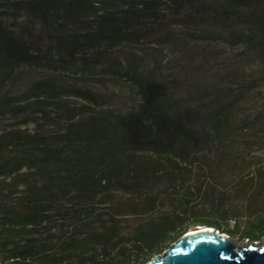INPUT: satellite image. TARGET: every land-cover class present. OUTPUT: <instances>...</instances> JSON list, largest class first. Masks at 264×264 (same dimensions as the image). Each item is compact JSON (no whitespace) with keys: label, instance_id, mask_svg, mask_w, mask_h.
I'll return each mask as SVG.
<instances>
[{"label":"trees","instance_id":"obj_1","mask_svg":"<svg viewBox=\"0 0 264 264\" xmlns=\"http://www.w3.org/2000/svg\"><path fill=\"white\" fill-rule=\"evenodd\" d=\"M17 13L25 20L16 25ZM193 19L204 25L186 26L193 36L215 32L207 28L213 22H232L243 28L221 31L223 39L263 51L264 0H0V115L30 112L36 120L48 119L47 108L66 93L91 96L90 89L65 85L53 74L32 77L14 91L21 86L17 79L22 68L52 71L76 63L114 71L122 62L120 45L128 50L131 40L154 27L171 28L180 21L185 26ZM257 21L261 35L249 29ZM126 75L141 89L136 109L76 120L66 112L70 124L60 130L0 131V264H137L186 232H174L178 220L199 214L190 193L181 200L179 212L145 220L123 238L112 223L93 219L94 202L114 191L130 196L120 207L127 213L153 212L160 193L143 188L153 177L186 181L192 169L189 175L181 163L201 160L218 176L215 166L223 163L244 129L225 127L229 120L221 100L208 106L204 89L194 91L202 102L190 104L171 95L159 80ZM223 93L217 91L218 96ZM146 153L155 159L143 157ZM253 165L251 161L247 166ZM214 205L217 219L231 218L223 200L214 198ZM196 222L221 228L210 217ZM263 232L261 217L244 234L259 237Z\"/></svg>","mask_w":264,"mask_h":264},{"label":"rangeland","instance_id":"obj_2","mask_svg":"<svg viewBox=\"0 0 264 264\" xmlns=\"http://www.w3.org/2000/svg\"><path fill=\"white\" fill-rule=\"evenodd\" d=\"M17 16L19 20L14 22L16 25L25 20L24 14L17 13ZM11 19L12 17H7L10 23ZM187 24L183 26L180 21L171 28L163 24L159 28L154 27L150 34L131 40L128 50H122L125 45H120L117 53L122 62L117 64L118 69L114 71L104 70L101 64L83 68V65L76 63L65 69L52 71L22 68L17 79L21 86L14 88V91H20L23 84L32 77L53 74L65 85L73 84L77 88L90 89L91 96L83 98L66 93L57 104H50L47 108L50 115L48 119L36 120V116L30 112L14 116L4 112L0 115V131L15 127H55L50 129L60 130L70 124L66 112L74 115L76 120L89 114L111 116L136 109L141 101V89L126 75L128 73L159 80L166 84L171 95L190 104L202 102L198 101L197 95L194 96V91L204 89V96L207 95L211 101L208 106L218 105L221 100L224 115L229 120L225 127H244L242 135L235 139L234 145L223 156V163L215 166L219 170L218 176L206 170L201 160L181 163L180 166L188 170L189 175L192 169V176L186 181L170 182L168 178L163 180L161 177H153L143 188L145 193H160L158 207L153 212L146 215L127 213L122 208L127 205L130 196L114 191L94 202L93 219L112 223L119 231V237L123 238L130 236L136 225L145 220L179 212L181 200L193 193L189 196L192 195L191 201H194L193 205L199 214L187 215L178 220L174 232L198 228L202 226L196 222L198 217H210L221 222L218 230L227 234L237 245L250 242L264 245V232L259 237L244 234L264 217V134L261 132V127L264 128V45L263 51H255L243 44L234 45L223 39L220 32L234 26L232 22L211 23L207 28L215 32L206 36H193L185 28L203 27L200 19L190 20ZM238 27L243 28V25L234 26ZM249 29L252 33L262 34L259 21L252 23ZM218 90L224 91L222 97L217 95ZM216 98L219 99L215 100ZM36 121L38 126H34ZM143 157L155 159L149 153ZM251 161L254 165L248 168ZM216 197L224 201V209L230 211V219H235V225L230 219H217L213 208ZM236 228L238 230L229 232ZM176 239L167 241L159 250L137 264H144L155 255L163 253Z\"/></svg>","mask_w":264,"mask_h":264},{"label":"water","instance_id":"obj_3","mask_svg":"<svg viewBox=\"0 0 264 264\" xmlns=\"http://www.w3.org/2000/svg\"><path fill=\"white\" fill-rule=\"evenodd\" d=\"M186 232L144 264H264V245H237L218 229Z\"/></svg>","mask_w":264,"mask_h":264},{"label":"bare ground","instance_id":"obj_4","mask_svg":"<svg viewBox=\"0 0 264 264\" xmlns=\"http://www.w3.org/2000/svg\"><path fill=\"white\" fill-rule=\"evenodd\" d=\"M215 230L214 228H212V227H209V226H206V225H202V226H199L198 228H195V229H192V230H188V232H186V233H192V232H194L195 230ZM219 233H221V232H219ZM253 243V242H252ZM257 243H254V245H256Z\"/></svg>","mask_w":264,"mask_h":264},{"label":"built area","instance_id":"obj_5","mask_svg":"<svg viewBox=\"0 0 264 264\" xmlns=\"http://www.w3.org/2000/svg\"><path fill=\"white\" fill-rule=\"evenodd\" d=\"M234 221H232V223H233Z\"/></svg>","mask_w":264,"mask_h":264}]
</instances>
